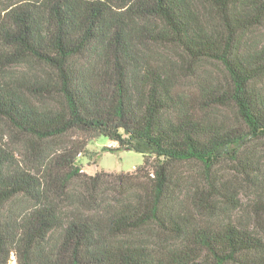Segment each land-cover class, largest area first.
Returning <instances> with one entry per match:
<instances>
[{
  "label": "trees",
  "instance_id": "1",
  "mask_svg": "<svg viewBox=\"0 0 264 264\" xmlns=\"http://www.w3.org/2000/svg\"><path fill=\"white\" fill-rule=\"evenodd\" d=\"M0 119L85 138L0 135V264H264V0H0ZM99 136L144 162L82 171Z\"/></svg>",
  "mask_w": 264,
  "mask_h": 264
},
{
  "label": "rangeland",
  "instance_id": "2",
  "mask_svg": "<svg viewBox=\"0 0 264 264\" xmlns=\"http://www.w3.org/2000/svg\"><path fill=\"white\" fill-rule=\"evenodd\" d=\"M167 53L172 55L174 59H179L181 56L176 49L167 50ZM197 69L201 74L224 75L222 67L214 62H201L197 65ZM18 70H24V68L19 67ZM0 135L4 137V143L9 145V147L16 152L15 156L21 161L22 165L27 168L37 166L39 163L38 160L42 161L43 156L55 155L68 143L71 144L79 139H85L83 136L76 133H69L62 138L47 140L42 143L41 147L32 149L31 142L28 140L29 137L11 128L8 123L2 119H0ZM117 146L116 142H111L110 139L105 136L90 139L87 143L86 150L78 156V162L82 167V171L88 174H95L101 170L108 172L133 171L144 162L145 157L142 153L128 149H116ZM256 147L261 154L262 160H264V141L260 142ZM38 148L40 150H38ZM230 175L234 178L236 177L239 181L238 183L245 187L244 192L241 194V198L244 203H249L251 193L248 191H250V188H247L243 176L235 171H230ZM10 263H16L14 255H12Z\"/></svg>",
  "mask_w": 264,
  "mask_h": 264
}]
</instances>
